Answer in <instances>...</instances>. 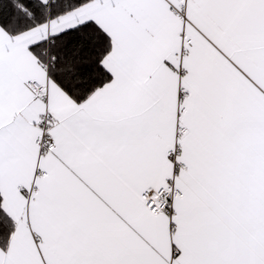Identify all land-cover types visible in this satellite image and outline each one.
Here are the masks:
<instances>
[{
    "label": "snow or ice",
    "instance_id": "obj_1",
    "mask_svg": "<svg viewBox=\"0 0 264 264\" xmlns=\"http://www.w3.org/2000/svg\"><path fill=\"white\" fill-rule=\"evenodd\" d=\"M0 264H264V0H0Z\"/></svg>",
    "mask_w": 264,
    "mask_h": 264
}]
</instances>
